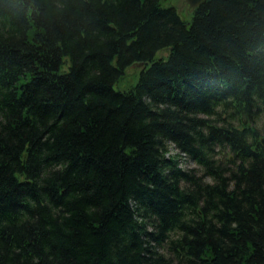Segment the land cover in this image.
<instances>
[{
	"label": "trees",
	"instance_id": "16d2710c",
	"mask_svg": "<svg viewBox=\"0 0 264 264\" xmlns=\"http://www.w3.org/2000/svg\"><path fill=\"white\" fill-rule=\"evenodd\" d=\"M163 3L0 0V264H264V0Z\"/></svg>",
	"mask_w": 264,
	"mask_h": 264
},
{
	"label": "rangeland",
	"instance_id": "374dc122",
	"mask_svg": "<svg viewBox=\"0 0 264 264\" xmlns=\"http://www.w3.org/2000/svg\"><path fill=\"white\" fill-rule=\"evenodd\" d=\"M164 3L163 4H170L171 2L179 9V11H181V13L186 16L187 13L190 11V8L188 7L187 4L183 3L182 0H163ZM159 55H165L166 52L165 51H161L160 53H158ZM137 67V66H136ZM135 66H131L130 68L128 67L126 72H125V76L123 78V80L121 82H119L118 84H116V88H124L126 86H128L131 83H134L137 79V75H138V69ZM262 122V119L258 122V124L260 125ZM182 161L184 162L185 165H193V163L191 161H187L186 159H182Z\"/></svg>",
	"mask_w": 264,
	"mask_h": 264
},
{
	"label": "water",
	"instance_id": "95a60500",
	"mask_svg": "<svg viewBox=\"0 0 264 264\" xmlns=\"http://www.w3.org/2000/svg\"><path fill=\"white\" fill-rule=\"evenodd\" d=\"M141 1L143 2L144 0H141ZM203 1H205V0H182L183 3H185V4L188 5V7L190 8V10L193 9V8H195L196 6H198ZM139 65H141V64L140 63H138V64L135 63L132 66H139ZM260 142L264 146V136L260 137Z\"/></svg>",
	"mask_w": 264,
	"mask_h": 264
},
{
	"label": "bare ground",
	"instance_id": "6f19581e",
	"mask_svg": "<svg viewBox=\"0 0 264 264\" xmlns=\"http://www.w3.org/2000/svg\"><path fill=\"white\" fill-rule=\"evenodd\" d=\"M180 164H181L182 166H192V165H185L184 162H183L182 160H181Z\"/></svg>",
	"mask_w": 264,
	"mask_h": 264
}]
</instances>
